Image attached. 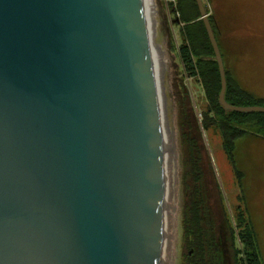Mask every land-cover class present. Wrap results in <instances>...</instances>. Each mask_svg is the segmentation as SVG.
Segmentation results:
<instances>
[{
    "label": "water",
    "instance_id": "water-1",
    "mask_svg": "<svg viewBox=\"0 0 264 264\" xmlns=\"http://www.w3.org/2000/svg\"><path fill=\"white\" fill-rule=\"evenodd\" d=\"M172 170L145 0H0V264H172Z\"/></svg>",
    "mask_w": 264,
    "mask_h": 264
},
{
    "label": "rangeland",
    "instance_id": "rangeland-1",
    "mask_svg": "<svg viewBox=\"0 0 264 264\" xmlns=\"http://www.w3.org/2000/svg\"><path fill=\"white\" fill-rule=\"evenodd\" d=\"M179 1V0H178ZM177 1V2H178ZM222 12L227 15L221 28L220 40L227 50L226 60L231 73L240 86L264 97V0H219ZM180 6L167 7L158 0L161 27L164 33V48L169 65L168 117L171 131V161H173V238L172 264H184V208L187 200L185 183L189 169L190 148L186 134L196 139L200 147L204 168L208 202L218 231L224 223L223 209L226 206L234 219V207H245L246 216L256 229L261 254L264 258V133L250 131L237 139L235 158L242 179L237 178L235 166L224 151L222 134L215 127L205 129L202 111L209 106L205 89L197 77L191 75L180 56V46L185 41L180 11L190 7L189 0H180ZM210 12L218 18V4L204 0ZM220 20L218 18V25ZM260 105V104H259ZM224 199L220 198V188ZM240 197V200L238 198ZM221 232V231H220Z\"/></svg>",
    "mask_w": 264,
    "mask_h": 264
},
{
    "label": "trees",
    "instance_id": "trees-1",
    "mask_svg": "<svg viewBox=\"0 0 264 264\" xmlns=\"http://www.w3.org/2000/svg\"><path fill=\"white\" fill-rule=\"evenodd\" d=\"M212 1L218 4L216 10L220 24L218 25V18L214 11L210 12L209 18L225 63V74H227L225 98L239 106L264 105V97L240 86L231 73L226 60L228 52L224 42L220 40L221 28L225 29V25H229V21L226 22L228 17L221 11L219 0ZM179 2L180 0L177 2V8L180 6ZM189 4L190 7L182 11L178 9L180 19L185 22L183 26L185 41L180 46V56L188 66L191 75L197 77L205 89L209 106L202 111L204 128L215 127L221 131L224 151L235 166L237 178L241 180L243 173L239 170L235 158L236 141L250 131L264 133V112L226 109L220 103L221 74L215 49L205 22L200 17L199 4L196 0H189ZM206 9L209 12L207 5ZM191 134L190 132L186 134L190 148V156L187 159L190 166L185 173L187 200L183 225L184 264H264L254 223L246 216L245 207L241 204L234 207L235 221L224 206V223L221 226L224 232L222 229L218 231L208 202V188L205 185L204 168L201 162L202 151ZM219 193L223 200L221 188ZM238 198L240 200L239 196Z\"/></svg>",
    "mask_w": 264,
    "mask_h": 264
},
{
    "label": "bare ground",
    "instance_id": "bare-ground-1",
    "mask_svg": "<svg viewBox=\"0 0 264 264\" xmlns=\"http://www.w3.org/2000/svg\"><path fill=\"white\" fill-rule=\"evenodd\" d=\"M147 12L152 20V29L155 38V47L157 48L158 62L160 63V76L163 90V101L165 104V117L167 118V132L169 133V147L171 143L170 118L168 117V73L169 65L166 59V49L164 48V33L161 27V19L159 16V5L156 0H145Z\"/></svg>",
    "mask_w": 264,
    "mask_h": 264
},
{
    "label": "built area",
    "instance_id": "built-area-1",
    "mask_svg": "<svg viewBox=\"0 0 264 264\" xmlns=\"http://www.w3.org/2000/svg\"><path fill=\"white\" fill-rule=\"evenodd\" d=\"M163 1L167 7H170L171 4H176L178 0H163ZM156 3L158 5V0H156ZM159 8H160V6H159ZM178 14H179V12H178Z\"/></svg>",
    "mask_w": 264,
    "mask_h": 264
}]
</instances>
